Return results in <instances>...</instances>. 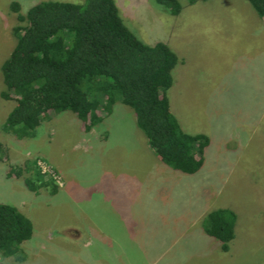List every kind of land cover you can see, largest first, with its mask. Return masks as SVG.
Returning <instances> with one entry per match:
<instances>
[{"label": "rangeland", "instance_id": "1", "mask_svg": "<svg viewBox=\"0 0 264 264\" xmlns=\"http://www.w3.org/2000/svg\"><path fill=\"white\" fill-rule=\"evenodd\" d=\"M43 1L0 0V66L23 25L11 2L23 15ZM113 1L141 41L177 56L165 98L183 132L208 136L203 164L190 175L164 165L120 101L88 131L65 110L16 139L1 130L14 102L0 99V203L32 226L18 264H264V22L245 0H176L175 16ZM34 167L51 186L25 187ZM216 209L236 217L226 252L201 227Z\"/></svg>", "mask_w": 264, "mask_h": 264}, {"label": "trees", "instance_id": "2", "mask_svg": "<svg viewBox=\"0 0 264 264\" xmlns=\"http://www.w3.org/2000/svg\"><path fill=\"white\" fill-rule=\"evenodd\" d=\"M196 1L205 0L188 3ZM245 1L264 22V0ZM152 2L172 16L181 9L176 0ZM10 9L23 25L13 28L15 44L0 66V99L14 102L1 126L4 133L32 138L43 120L65 110L88 131L102 119L98 109L108 113L120 101L132 110L148 147L164 165L188 175L199 170L210 140L183 132L169 111L165 94L178 61L164 43L141 41L122 23L113 0H49L31 5L23 15L17 2H11ZM4 154L0 143V161ZM32 171V177L23 180L28 190L51 186L37 167ZM22 172L12 166L6 176ZM235 219L232 211L216 209L201 222L222 252L234 239ZM31 234L29 219L0 203V256L18 264L19 246Z\"/></svg>", "mask_w": 264, "mask_h": 264}]
</instances>
